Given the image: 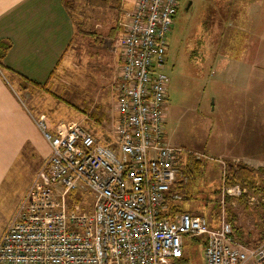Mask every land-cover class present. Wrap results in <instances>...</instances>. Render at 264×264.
<instances>
[{
  "label": "built area",
  "instance_id": "obj_1",
  "mask_svg": "<svg viewBox=\"0 0 264 264\" xmlns=\"http://www.w3.org/2000/svg\"><path fill=\"white\" fill-rule=\"evenodd\" d=\"M178 11L179 0H135L120 20L118 121L109 136L81 121L51 129L45 115L34 117L50 154L0 238V264H178L188 239L205 240L203 264H264V241L246 244L224 215L217 226L188 211L168 215L183 198L173 187L189 180L187 156L204 155L165 135L167 36ZM230 178L224 168L223 204L258 200Z\"/></svg>",
  "mask_w": 264,
  "mask_h": 264
},
{
  "label": "rangeland",
  "instance_id": "obj_2",
  "mask_svg": "<svg viewBox=\"0 0 264 264\" xmlns=\"http://www.w3.org/2000/svg\"><path fill=\"white\" fill-rule=\"evenodd\" d=\"M67 1L77 27L76 39L65 67L54 74L53 93L33 85L30 94L5 75L36 117L45 111L55 120L81 121L103 139L115 129V80L121 68L117 62L114 65L109 47L114 45L118 55L119 22L127 18L126 10L132 11L133 0L126 1L125 10L123 5L119 10L114 4L102 7L89 6L87 0ZM251 2L179 0L167 36L165 135L173 146L205 155L206 167L200 173L193 171L191 191L179 201L181 207L204 215L214 226L222 215L229 221L234 218L232 224L241 233L238 238L257 246L264 241L262 204L249 205L246 198L225 199L223 204L221 195L224 168L238 163L257 171L264 168V62L257 68L246 62L250 43L260 47L257 57L264 56V8ZM246 11L250 16L245 19ZM258 46H252V54ZM0 150L1 227L26 195L48 150L44 144L39 151L28 146L16 157L4 144ZM181 156L186 157V152ZM258 174L256 185L264 178V172ZM250 192L264 199L262 192ZM195 245L187 240L186 264L203 263V246Z\"/></svg>",
  "mask_w": 264,
  "mask_h": 264
},
{
  "label": "crops",
  "instance_id": "obj_3",
  "mask_svg": "<svg viewBox=\"0 0 264 264\" xmlns=\"http://www.w3.org/2000/svg\"><path fill=\"white\" fill-rule=\"evenodd\" d=\"M126 1L122 0L123 10ZM134 3L135 0L133 7ZM251 3L252 6L259 5L260 9L264 8V0L258 2L253 0ZM129 13L130 10H126L124 17ZM248 13L249 11H246L245 19L249 18ZM76 30L72 9L64 0H0V41L11 42L3 65H0V147L4 144L12 149L15 154L11 156L22 154L28 146L39 151L43 144L47 145L49 156L50 147L34 121L36 115L28 110L19 92L10 85L5 74L11 77L15 84L22 85L23 91L29 92L30 88L36 85L35 87L41 88L44 92L53 93L50 87L54 75L49 78L50 74L62 71L65 67L64 64L76 39ZM248 46L249 60L246 62L255 64L257 68L259 62L261 64L264 62V56H256L261 51L258 45L250 43ZM252 46H258L253 54ZM109 51L114 55V65L116 62L120 65V55L115 54L114 45L109 47ZM42 115L46 116L48 124L53 127L65 121L55 120L45 111L40 113V116ZM114 121L115 127L118 121L117 114ZM109 132L112 131L108 130ZM15 212L13 209L12 216L10 215L5 225L0 227V238Z\"/></svg>",
  "mask_w": 264,
  "mask_h": 264
},
{
  "label": "trees",
  "instance_id": "obj_4",
  "mask_svg": "<svg viewBox=\"0 0 264 264\" xmlns=\"http://www.w3.org/2000/svg\"><path fill=\"white\" fill-rule=\"evenodd\" d=\"M64 2L69 7L68 1L64 0ZM87 3L89 6H102V7H107V6H110L111 4H114L115 7H117L119 10H122V0H87ZM10 47H11L10 41H8V40H1L0 41V65H3V60L5 59L6 54L9 51ZM53 75H54V72H52V74H50L49 78H51ZM33 83L40 85L37 82H33ZM43 85H45V84H43ZM205 167H206V161L203 160V158L197 159L193 155L187 156V163L184 164V168H182V170H183L184 174L189 177V180L185 184H181V185L176 184L173 187V189L178 190L182 193V195H183L182 200L187 197V194H190L191 187H192L193 171L200 173V171ZM258 171L264 172V168H260ZM258 171L256 169H254L253 167H250L249 165L244 164V163L233 164L230 166V169H229V173L231 174L230 183H242V184L247 185L250 190L253 189L254 192H257V193L262 192L264 194V178H262V179L260 178V180H261L260 184L256 185L257 179L261 176L258 174ZM184 191H185V195L183 194ZM76 198L80 200L79 196ZM228 200H230V198H228ZM242 200H243V198H242ZM263 200L264 199L260 198L255 203L250 204L248 202V204L253 205V206H259L262 204V207L264 208V201ZM185 211H187V210H185L181 207V205L179 204V201L171 202L170 208L168 211V215L173 216L175 213L185 212ZM230 221L233 223L234 218H230ZM233 228H234V235L239 237L238 235L241 233L239 232L237 226L234 225ZM261 231L263 233L261 235V239L264 240V236H263L264 235V227L261 229ZM195 243H196V245H195L196 247L200 245V246H203V249H204V246H205V240L204 239H195ZM196 247L194 248V250H197ZM187 260L188 259L186 257H183L178 261V264H186ZM201 262H202V260H201Z\"/></svg>",
  "mask_w": 264,
  "mask_h": 264
}]
</instances>
